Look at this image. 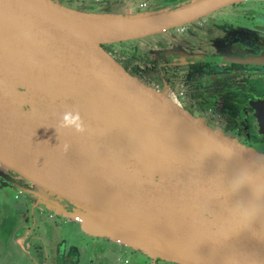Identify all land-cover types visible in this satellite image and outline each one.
<instances>
[{
	"label": "water",
	"instance_id": "water-1",
	"mask_svg": "<svg viewBox=\"0 0 264 264\" xmlns=\"http://www.w3.org/2000/svg\"><path fill=\"white\" fill-rule=\"evenodd\" d=\"M241 1L84 12L54 0H0V163L72 204L86 233L153 259L264 264V153L133 74L106 47ZM252 105L264 137V100ZM77 112L83 132L60 126ZM15 138L16 153L6 148Z\"/></svg>",
	"mask_w": 264,
	"mask_h": 264
},
{
	"label": "flooded vegetation",
	"instance_id": "flooded-vegetation-1",
	"mask_svg": "<svg viewBox=\"0 0 264 264\" xmlns=\"http://www.w3.org/2000/svg\"><path fill=\"white\" fill-rule=\"evenodd\" d=\"M78 1V3L83 2V0ZM248 1L255 0L234 3L233 13L237 12V14L233 15L230 21L244 22L239 28H230V25L227 28L225 26L227 19L223 17L203 16L199 18L203 20V23L192 22L188 30L180 32V29L185 26L183 25L161 32L163 33L161 39L153 42L159 47L154 59L156 67H144L131 60L124 62L113 55L133 74L156 89L168 88L174 93H179L181 90L180 101L184 107L202 116L209 124L222 128L241 143L264 153V137L259 133V122L252 105L254 102L264 100V8H253L250 5L244 9L240 8ZM111 2L119 1L95 0L93 3L101 5V3L110 4ZM149 8L154 6L151 4ZM239 10L246 12L242 13ZM220 24L226 28H221ZM237 59L250 61H235ZM156 77L159 80V86L154 82ZM213 102H215L214 105ZM6 171L9 173L6 180L14 186L27 187L26 185L29 184L14 171L8 168ZM2 184L8 186L4 182ZM30 186L32 188V185ZM26 197L34 209L42 206L45 211H53L56 218L64 213L71 215L75 210L72 204L57 200L42 191H36L35 188L32 197L29 195ZM97 240L99 243L96 245L101 247H96L94 252L97 254L102 251L103 257L95 258L91 245L93 241H90V243H84L86 246L84 252L73 251L70 254L69 263L63 262L62 254L57 255L56 262L75 264L79 259L78 261L82 264L102 263L109 253H115V248L111 244L105 245L104 241L108 240ZM147 258L149 264H156L157 259L154 260L149 256ZM151 260L154 261L151 262Z\"/></svg>",
	"mask_w": 264,
	"mask_h": 264
},
{
	"label": "rangeland",
	"instance_id": "rangeland-1",
	"mask_svg": "<svg viewBox=\"0 0 264 264\" xmlns=\"http://www.w3.org/2000/svg\"><path fill=\"white\" fill-rule=\"evenodd\" d=\"M54 1L84 12H130L125 6H123L122 0H118L119 2L117 3H101V5L100 3L94 4L93 2H95V0H83V2H81L82 4L78 3V0ZM182 1L185 0H149L148 6L150 7L152 4L154 8L150 9L148 7L145 10L138 9L131 12L150 10L158 11ZM247 5L261 9L262 7L264 8V1H248L245 4H242L240 8L244 9ZM234 6L235 4L222 7L204 17L214 18L220 16L227 19L225 20V26H227V28H229L228 25H230V28H239L244 22L237 23L230 21L232 17L237 14V12L233 13ZM248 11L252 12L250 10ZM239 12L245 13L246 11L243 12V10H239ZM196 21L198 24L203 23V20L201 19L194 20L193 22L195 23ZM190 25L191 23L186 24L180 29V32L188 30ZM204 25H206V23ZM212 25L216 26L217 24ZM219 26H222V24ZM225 26H222L221 28ZM162 36L163 33L155 34L137 41L109 45L106 47L112 54L124 62L131 60L144 67H156L154 59L159 47L153 42L161 39ZM154 82L159 86V80L157 77ZM179 92H181V90ZM212 104L214 105L215 102ZM6 170L7 167L0 163V176L6 178V176L9 175ZM15 178L17 179L16 176ZM2 183L3 182L0 180V264H60V262H56L58 254L64 255L63 262L67 261V263H69L71 260L69 256L73 251H79L80 253L84 252L86 249L84 243H90V241H93L91 244L93 252L96 247H101L96 245L99 243L97 239L108 240L104 241L105 245L111 244L115 248L114 254L109 253L102 263L97 264L150 263L147 255V257H145V254L131 247H121L116 244L119 242L109 239L107 235L86 233V231L81 228L80 223L67 213L61 214L59 218H56L53 211H45L42 206L41 208L34 209L33 205L31 206L28 202L26 193L20 192L14 187L3 185ZM30 185H32L33 189ZM26 186L25 189L30 192H33L34 188L36 191L39 190L30 182ZM68 207H71V205H68ZM111 241L115 243H112ZM92 247L90 249H92ZM101 252L97 254L94 252V256H96L95 258L98 259L103 257V252ZM156 259V264H178L170 261L167 263L160 258ZM78 260L79 259H77L75 264H82V262ZM154 260H151V262Z\"/></svg>",
	"mask_w": 264,
	"mask_h": 264
},
{
	"label": "bare ground",
	"instance_id": "bare-ground-1",
	"mask_svg": "<svg viewBox=\"0 0 264 264\" xmlns=\"http://www.w3.org/2000/svg\"><path fill=\"white\" fill-rule=\"evenodd\" d=\"M139 21V20H138ZM134 22H137V21H134ZM134 22H131V23H134ZM11 144H12V146H11ZM8 143V144H6V148H7V150L8 151H13L14 153H16L17 151H18V149H19V147H20V145L18 144V138H15L14 140H13V142L12 143ZM22 148H25L27 151H28V153H29V157H28V159L31 161V159H33V163L32 164H34V166L36 165L35 163H34V161L36 160V157H34L33 156V154L31 153V152H29V150H28V148H26V147H22ZM11 153V152H10ZM17 156H19L20 154H16ZM24 156H22V158H23ZM24 168H26V167H24ZM27 169V168H26ZM29 169V168H28ZM34 173V175H36V176H40V174H38V173H35V172H33ZM54 177V176H53ZM58 183H59V185H60V187L63 189V192L64 193H67L68 194V196H71V197H73V196H75V197H79V196H76L75 195V192L73 191V190H71L69 187H67L65 184L63 185L62 183H60L58 180H56Z\"/></svg>",
	"mask_w": 264,
	"mask_h": 264
},
{
	"label": "clouds",
	"instance_id": "clouds-1",
	"mask_svg": "<svg viewBox=\"0 0 264 264\" xmlns=\"http://www.w3.org/2000/svg\"><path fill=\"white\" fill-rule=\"evenodd\" d=\"M60 126L65 128L74 127L75 131L77 132L84 131L83 121L81 120L78 112L75 115H72L71 113L65 114Z\"/></svg>",
	"mask_w": 264,
	"mask_h": 264
},
{
	"label": "built area",
	"instance_id": "built-area-1",
	"mask_svg": "<svg viewBox=\"0 0 264 264\" xmlns=\"http://www.w3.org/2000/svg\"><path fill=\"white\" fill-rule=\"evenodd\" d=\"M122 2L128 11H134L138 9L141 10L147 9L149 0H122ZM175 94L180 99L181 92Z\"/></svg>",
	"mask_w": 264,
	"mask_h": 264
},
{
	"label": "crops",
	"instance_id": "crops-1",
	"mask_svg": "<svg viewBox=\"0 0 264 264\" xmlns=\"http://www.w3.org/2000/svg\"><path fill=\"white\" fill-rule=\"evenodd\" d=\"M123 3V2H122ZM124 6V5H123ZM71 7V6H70ZM131 12V11H130Z\"/></svg>",
	"mask_w": 264,
	"mask_h": 264
},
{
	"label": "trees",
	"instance_id": "trees-1",
	"mask_svg": "<svg viewBox=\"0 0 264 264\" xmlns=\"http://www.w3.org/2000/svg\"><path fill=\"white\" fill-rule=\"evenodd\" d=\"M30 197H32V196H30Z\"/></svg>",
	"mask_w": 264,
	"mask_h": 264
}]
</instances>
